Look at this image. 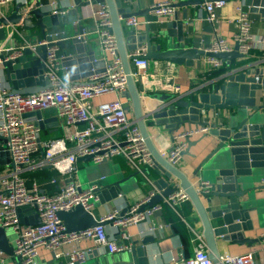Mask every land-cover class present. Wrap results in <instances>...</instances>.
Instances as JSON below:
<instances>
[{
	"label": "built area",
	"instance_id": "1",
	"mask_svg": "<svg viewBox=\"0 0 264 264\" xmlns=\"http://www.w3.org/2000/svg\"><path fill=\"white\" fill-rule=\"evenodd\" d=\"M35 0H0V17L5 19L2 9L12 5H21L19 14L27 17L36 9ZM94 0H85L81 8H90L89 17L96 22V34L103 53L105 64L104 72L94 74L84 82L70 83L62 79V60L60 57L61 42L70 40L63 32H49L45 38L37 43H29L20 32L21 25H11V31L0 48V138L6 141V151L9 153L14 168L6 167L0 171V229L12 231L14 234V256L19 264H37L39 251L42 248L52 252L57 261L66 264H85L92 250H83L80 244L85 241H94L98 250H105L109 254H119L130 248L125 244L130 240L127 229L140 225L150 220L157 212L163 211L167 206L174 211L184 203L190 201L189 196L180 188L163 204L143 210L157 195L156 191L148 195L143 201L127 207V212L120 216L121 210L106 214L97 220V227L79 232H67L64 223L59 218L60 212H71L82 207L93 214L94 202H99L96 187L84 190L76 181L78 173L77 163L80 158L90 157L91 162L100 165L104 160H114L123 157L139 174H144L146 169L156 166L149 152L141 132L135 122L130 120L127 111V79L123 63L118 55L117 41L113 33V22L110 12L105 5H94ZM226 0L214 2L206 1L204 9L207 12L206 21L212 25L219 21L218 12L226 8ZM42 10L52 15L64 16L68 10L60 11L57 2L40 5ZM234 44L227 39L216 36L206 50L213 56L207 61L214 69H221L224 63L215 58V55L228 54L234 51L236 45L238 52L244 58L251 57L253 52L264 51V37L254 36L252 21L245 4L237 7ZM175 14L171 2H160L152 7V15L163 24ZM160 20V21H159ZM80 21L78 20V23ZM81 23V22H80ZM128 27L140 29L151 24V20L132 17L124 22ZM8 26L0 25V31ZM22 38L20 43H15V35ZM87 36V32L83 37ZM78 38H81L80 36ZM46 46L45 78L50 87L33 95L12 94L3 79V65L22 56L26 49L35 51L38 47ZM149 48L144 45L133 52L132 77L136 81L145 79L149 62L146 56ZM168 91L179 94L178 86L169 85ZM108 96H115L111 102L94 106L95 100ZM55 109L66 125L72 129L71 133L59 140L43 142L42 130L35 121H26L25 116L37 112ZM220 116L219 111L208 113L203 111V122L207 126H198L184 131L171 133L168 149L160 153L168 162L179 168L187 150L188 142L192 139L207 135L210 124ZM154 130L155 128H150ZM150 131V130H149ZM154 141V140H153ZM41 154V158L37 156ZM53 168L59 175L52 185L59 187L54 195L42 193L41 188L34 184L31 188L26 185L22 174L40 168ZM209 184L198 181L195 185L197 192H206ZM93 201V203H91ZM32 207L40 219V224L35 227H26L21 223L19 210ZM109 222L117 234L111 237L104 223ZM164 227H152L150 231H163ZM196 248L192 258L184 264H213L207 245L203 238L197 237ZM223 264H256L254 253L222 257Z\"/></svg>",
	"mask_w": 264,
	"mask_h": 264
},
{
	"label": "water",
	"instance_id": "2",
	"mask_svg": "<svg viewBox=\"0 0 264 264\" xmlns=\"http://www.w3.org/2000/svg\"><path fill=\"white\" fill-rule=\"evenodd\" d=\"M42 1H34L36 9L32 10L27 17L19 14L22 6L17 5L16 12L7 19L0 20V25H21L26 30L40 28L44 34L47 29L59 26L60 16L42 10L40 8ZM73 1L76 9L68 12V15L73 17L72 21L81 22L76 16L77 10L82 8L86 2ZM252 1V12L260 13L264 17V0ZM129 2L133 4L134 0H129ZM205 2L206 0H178L174 8L197 10ZM93 4L105 5L110 12L118 55L123 63L127 79L125 98L131 103L136 125L154 159L155 168L163 175V178L156 183L157 190L161 194H157L143 210L162 203L179 188L183 190L189 196L202 223L203 238L212 263L223 264L217 243L222 242L230 247L253 245L256 240L245 237V232L254 229L255 212L264 219V212L257 211L254 202L257 192L264 190V177H261L264 171V97L258 98V92L263 91L264 95V69L253 67L230 72L221 79L220 83L200 93L192 94L189 100H179L170 96L161 97L157 102V108L147 116L152 117L158 123L149 127L142 109L139 84L132 77L133 58L130 55L139 47L147 45L149 52L146 59L149 63L160 61L177 66H190L196 60L213 55L187 46L185 36L187 15L183 20H179L178 13H175L174 19H168L160 25L157 33L152 36L149 34V26L147 27L148 33L143 34L142 31L130 28L124 23L132 17L147 19L152 13V8L141 6L139 11L135 12L133 6H126L125 0H94ZM60 11L64 12L66 9L60 8ZM80 22L79 25H81ZM83 35L84 29L80 26L79 36L81 38L72 39L75 54L62 60V66L66 69L70 83L81 82L94 74L104 72V61L97 58L92 46L85 41ZM59 45L65 48V42ZM46 51V46L38 47L35 51L26 49L22 56L3 65L12 94L33 95L50 87L49 81L45 78ZM214 57L228 64L235 59H244L239 54L237 45L233 52ZM128 110L130 108H127ZM203 111L222 113L210 124V132L203 136L201 141L193 142V146L201 143L205 145V156L194 172L187 175L179 168L172 166L159 153L149 130L163 127V130L170 131V133L178 132L188 122L198 126H207V123L202 122ZM25 120L35 121L42 131L51 127L50 121L44 120L41 112L26 115ZM206 138H211V140L207 143ZM189 142L192 145V142ZM5 144L6 141L0 138V168L13 169L14 164L6 151ZM189 150H186L184 155H187ZM78 162L84 164V172L88 176L87 169H89L91 158H80ZM93 172L98 174L99 171ZM199 180L209 184L210 187L206 192H197L195 185ZM126 181L127 179L117 181L101 177L91 182L88 181V183L96 187L98 203L106 204L119 199L120 196L125 197L126 192L123 185ZM168 181L174 182V185H169ZM259 204L263 205L264 199ZM29 211L36 212L32 207L19 210L22 225L26 227L39 225L40 219L36 213L30 221L23 219V215ZM126 212L127 208L122 209L120 216ZM58 216L69 233L99 225L95 216L82 207L71 212H60ZM109 224L107 222L103 225ZM147 243L148 240L144 241L140 247L137 245L132 247L130 264H149ZM0 249L8 254L13 251L9 244L7 231L4 229H0Z\"/></svg>",
	"mask_w": 264,
	"mask_h": 264
},
{
	"label": "crops",
	"instance_id": "3",
	"mask_svg": "<svg viewBox=\"0 0 264 264\" xmlns=\"http://www.w3.org/2000/svg\"><path fill=\"white\" fill-rule=\"evenodd\" d=\"M51 1L57 2L61 9H66L68 10V12L76 9L73 0H43L41 4L43 3L44 5H48ZM84 1L85 0H83V2ZM165 1L171 2L173 6L178 4V0H134L133 4L130 3L129 0H125V4L129 7L133 6L134 11L137 12L139 11L141 6L144 8H152L155 4ZM241 4H245V10L249 13L250 20L252 21L253 35L257 37H264V17L260 13L252 12V0L229 1L226 8L218 12L219 21L214 25L206 21L207 12L204 9V6H200L199 8H197V10L193 8H189L187 10L185 8L175 7V13H178L179 20H183L186 15L188 16L185 34L187 46L197 48L206 52L216 36H221L234 44V36L237 32V7ZM16 8V4H12L3 8L2 11L5 19L15 13ZM89 14L90 8L88 9V7H86L85 9L80 8L77 10L76 16L81 20V25H79L78 21H72L73 17L69 16L67 13L64 16H60L59 26L47 29L45 34L40 28L26 30L22 27L20 29V32L29 43H37L43 40L45 38V35L49 32L65 33L68 37H70V40L65 42V48L59 45V55L64 59L65 57L75 54V47L72 44V39L79 37L80 26H82L85 33L87 32L85 41L92 46L97 58L103 59L104 57L100 48L98 35L96 34V22L92 19H86L87 17H89ZM174 15L170 19H174ZM148 18L151 20V24L140 27L139 31H142L143 34H147V27L149 26V34L153 36L157 33V29L160 28V25H163L164 23H158V19L153 16L152 13L149 14ZM0 20H2L1 17ZM35 21L36 20H34V22ZM10 29L11 25H9L8 28L0 31V48L5 45L3 42L11 31ZM14 39L15 43H20L22 40V38H20L17 34L15 35ZM250 58L255 60H252V62H249L246 65L239 66L238 64L241 63V61L244 59H235L233 61H230V64L224 63V66L218 70L214 69L210 64H208V57L196 60L190 66H177L169 62L160 61L150 62L149 69L147 70L146 74L147 77L145 79L137 81L139 84V90L142 99V109L146 118V124L149 127L157 125L158 122H156L152 117L147 116H149V113L157 108V102L163 96L175 97L179 100H189V97L192 94L200 93L201 91L207 90L209 87L220 83L221 79L230 72H237L242 68L253 67L264 69V51L253 52L251 57L247 59ZM135 70L136 69L132 65V71ZM2 75L4 78L3 80L6 81V84L9 87L4 68ZM60 75L62 79L68 81L66 69L63 68V66ZM169 85L180 87V93L175 94L169 92L167 87ZM263 97V91L258 92V98ZM115 99V96H108L101 100H95L94 106L111 102ZM127 108H130V110H128L130 120L136 123L133 111L131 109V103L129 101H127ZM208 113L211 114L213 113V111H209ZM221 113L222 112H220V115ZM42 114L43 119L50 121L51 126L48 129L42 131V135H45L47 137L50 136L51 138L59 137L60 139H62L65 137V135L71 133L72 129L69 128L66 125L65 121L59 117L57 110H47ZM196 127H198L197 124L188 122L184 124L180 131ZM149 132L158 151L160 153H164L168 149L171 141L170 131L163 130V127H157L154 130L150 129ZM202 138L203 136L192 139V145L190 144V142H188L187 150L190 149L189 153L187 155H184L181 165L179 166V169L187 175H191L194 172L201 159L205 156V145H203V143L199 144L198 146H193V142H199ZM210 140L211 138H206L205 142L208 143ZM194 156H196V158ZM114 160L120 165V171L116 169L113 175H110L107 178L117 181L127 179V181L123 185L126 195L125 197L120 196L119 199L114 200L110 203H98L99 208L95 207L93 209V215L97 220H101V218H103L110 212L125 209L129 206L143 201L146 197H148L149 194L154 191L158 193L156 183L163 178L162 173L155 167L152 169H146L144 171V176L143 174H139L136 170H134V168L131 167V165L125 158L119 157ZM83 166V163L78 162L77 170L79 171V169ZM77 177L78 173L75 176V179L81 185ZM261 177H264V171H262ZM168 182L169 185H174V182ZM34 184H37L40 188H42V186H40L37 182H35ZM58 189L59 187L56 185L44 184L42 193L46 192L47 194H53L55 192H58ZM262 199H264V190L257 192V197L254 200L256 210L264 212V204H259ZM160 204H163V201ZM256 213L257 212H255L253 217L254 229L245 232V237L256 240V243L251 246L244 245L230 247L227 244L218 242L217 244L220 259L227 255L235 256L251 252L254 253L256 264H264V219H262L261 215H256ZM34 217L35 213L32 211H29L23 215V219L27 221H30ZM159 226H163L164 230L158 232L150 231L152 227ZM106 231L111 237H118L111 225H107ZM127 233L130 235V240L126 241L125 244L128 245L130 249L119 254H109L105 250H98L97 245L94 241L82 242L80 244V247L83 250H92L89 259L85 264H130L132 260V247L134 245L140 247L146 240H148L146 250L148 252L149 264H184L185 260L194 256L196 248L195 240L197 237L203 238L204 229L193 204L189 201L180 205L177 211H174L171 208L165 206L163 211L157 212L150 220L140 225L131 226L130 228H128ZM7 237L13 251L11 254H8L0 249V264H19L18 260L14 256L13 232L10 230L7 231ZM37 264H66V262L57 261L52 252L46 250L45 248H42L39 251V259Z\"/></svg>",
	"mask_w": 264,
	"mask_h": 264
},
{
	"label": "trees",
	"instance_id": "4",
	"mask_svg": "<svg viewBox=\"0 0 264 264\" xmlns=\"http://www.w3.org/2000/svg\"><path fill=\"white\" fill-rule=\"evenodd\" d=\"M252 60H255V59L244 58V60H242L241 63H239L238 65L239 66L246 65L249 62H252ZM59 139H60L59 137L51 138L50 136L47 137L45 135H41V140L43 142L59 140ZM37 157L41 158V154H39ZM2 170H4V168H0V171ZM22 178L26 180V185L28 188H31L33 184L37 182L40 186H42L41 188V191H42L44 184L51 185L54 179H59L60 177L53 168L45 167V168H40L34 171L25 172L24 174H22ZM43 193L47 194L46 192H43ZM55 193L47 194V195H54Z\"/></svg>",
	"mask_w": 264,
	"mask_h": 264
},
{
	"label": "rangeland",
	"instance_id": "5",
	"mask_svg": "<svg viewBox=\"0 0 264 264\" xmlns=\"http://www.w3.org/2000/svg\"><path fill=\"white\" fill-rule=\"evenodd\" d=\"M87 167V166H86ZM89 167V169H87ZM86 168L88 170L89 175L87 176L86 172H84V166L81 167L78 171V180L83 186V189L86 190L88 189L91 185L88 184V180L94 181L95 179H99L101 177H108L110 175H113L115 170L120 171V165L116 163L115 160H104L102 164L100 165H95L94 163H90ZM98 170V174H95L93 171ZM93 203V201L91 202ZM99 208L98 202H94V208Z\"/></svg>",
	"mask_w": 264,
	"mask_h": 264
}]
</instances>
